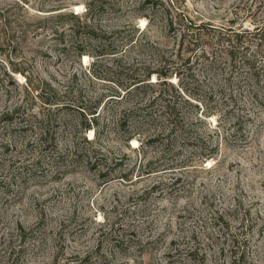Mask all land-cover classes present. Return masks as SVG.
<instances>
[{
	"label": "rangeland",
	"instance_id": "1",
	"mask_svg": "<svg viewBox=\"0 0 264 264\" xmlns=\"http://www.w3.org/2000/svg\"><path fill=\"white\" fill-rule=\"evenodd\" d=\"M234 255L264 264V0H0V264Z\"/></svg>",
	"mask_w": 264,
	"mask_h": 264
},
{
	"label": "trees",
	"instance_id": "2",
	"mask_svg": "<svg viewBox=\"0 0 264 264\" xmlns=\"http://www.w3.org/2000/svg\"><path fill=\"white\" fill-rule=\"evenodd\" d=\"M175 73L178 74L177 72H175ZM147 78H149V75H148ZM144 80H145V78L136 79L133 82H131L128 86H125L124 89L127 90L128 92L132 91L133 89H137L144 83L143 82ZM47 102H49V103H59V101H57L55 99L54 100H50V101L48 100ZM170 114L171 115H169V117H168L170 119V122L167 123V130L169 132L173 133L177 129V125H176L177 123H176V120L174 119V118H177V117H174L175 115H173V112L170 113ZM91 127H94V125L93 124H88L87 128H91ZM237 259H239V257L237 255H234L233 256V260H232L234 264H236Z\"/></svg>",
	"mask_w": 264,
	"mask_h": 264
}]
</instances>
